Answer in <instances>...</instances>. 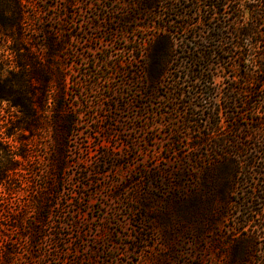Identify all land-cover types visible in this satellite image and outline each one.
<instances>
[{
    "label": "rangeland",
    "instance_id": "rangeland-1",
    "mask_svg": "<svg viewBox=\"0 0 264 264\" xmlns=\"http://www.w3.org/2000/svg\"><path fill=\"white\" fill-rule=\"evenodd\" d=\"M2 20L0 264H264L260 153L244 175L215 148L264 117V0H0Z\"/></svg>",
    "mask_w": 264,
    "mask_h": 264
},
{
    "label": "trees",
    "instance_id": "trees-1",
    "mask_svg": "<svg viewBox=\"0 0 264 264\" xmlns=\"http://www.w3.org/2000/svg\"><path fill=\"white\" fill-rule=\"evenodd\" d=\"M7 24L5 22L0 21V27L3 28V30H6ZM6 34V33H5ZM163 37L159 36L154 45H153V51H152V57H153V65H157L159 61V57L161 56V46L160 43L162 42ZM215 48V46H212V48ZM189 59L191 60V64L194 63L195 65H204L206 67H209L210 64L207 63V60L209 57L218 54V51L213 50L211 52H204L201 55H198L196 52L190 51ZM6 62L4 59H2L0 55V102L6 101L8 103V67L6 66ZM255 67V66H254ZM207 69V68H206ZM259 70V71H258ZM254 72H259L260 74L263 73V70L261 67H258V69L253 70ZM206 72V71H204ZM192 73V71L190 72ZM153 74V73H152ZM258 74V75H260ZM160 75L154 73L152 75L153 81H158ZM199 79V78H198ZM261 81H264V78L261 79ZM209 83V86L207 85V88L210 87L213 83L210 81H207ZM239 90L238 88H233L230 94L228 95V100H230V106H228V110L232 112L233 114L239 113L235 110V107L237 106L236 99H235V93ZM254 113H259V109H254ZM216 115L219 118L220 122L216 125V131H220L221 128V120L222 114L221 109L218 107L216 110ZM264 117L260 119H251L250 123L246 125L244 128H240V124L238 123V119H235L236 126L231 130L230 134L231 137H228L227 139L217 137V141L215 142V148L216 153H218V156L221 158H228L233 163H235V166L237 167L238 171L242 172L244 175H247V172H243V169L246 166L251 167L252 164L250 163V160L247 159L246 152L248 151L249 144L247 141H254L255 145V151L256 154L260 153V160L262 162L260 169L264 168V140L260 141V136L264 135ZM5 123L7 121L3 119ZM2 133V132H1ZM264 139V138H263ZM60 147V154L62 163L65 161V149H66V143H59ZM219 150H222L223 153H219ZM0 153L3 154V158H5L4 162L0 164V186L8 185V133L7 134H0ZM253 161V160H251ZM9 169H14L12 168ZM242 170V171H241ZM256 194V191L253 192L250 191L248 193H244V200H242V205L246 207L249 203H251L250 199L254 198Z\"/></svg>",
    "mask_w": 264,
    "mask_h": 264
}]
</instances>
